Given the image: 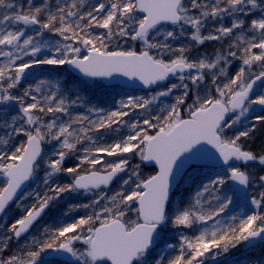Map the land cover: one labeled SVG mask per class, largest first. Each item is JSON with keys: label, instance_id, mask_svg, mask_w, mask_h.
<instances>
[{"label": "snow or ice", "instance_id": "obj_1", "mask_svg": "<svg viewBox=\"0 0 264 264\" xmlns=\"http://www.w3.org/2000/svg\"><path fill=\"white\" fill-rule=\"evenodd\" d=\"M0 10H7L0 16V25L23 26L14 30L0 27V57L5 58L0 63V104L19 105L12 123L5 121L11 129L8 138L0 140V177L4 178L0 186V214L5 213L21 187L33 178L43 142H59V149L53 152L58 158L47 161L50 171L46 173L45 185L58 173L72 177L71 183L49 187L48 192L54 195L36 193V203L10 225L8 231L12 235L6 241L28 233L50 203L62 194L83 190L95 195L89 204L72 206L91 208L92 214L55 229L44 240H35L26 255L0 258V264H42V253L48 250L69 253L77 264H150L149 254L169 223L191 228L215 220L233 203L229 193L235 189L225 187L229 181L245 188L250 185L249 174L236 162L259 160L264 164V154L257 156L242 141V138L251 139L255 125L234 130L244 122L242 118L254 111V106L264 109V92L254 93L257 82L264 85V0H98L90 7H86L84 0H64L54 11L31 3L25 10L10 0H0ZM254 10L257 18L246 23L242 17L253 14ZM225 16L234 17L231 26L221 25L215 29L216 34H203L209 19ZM166 25L178 27L179 32L175 27L165 30ZM30 26H39L40 30L26 36ZM95 28L106 31L96 35ZM188 28L192 30L190 39L197 44L234 37L229 48L236 50L218 54L214 60L207 57L190 60L186 56L190 51L188 46L175 48L170 42L179 39ZM43 30L59 35L64 42L41 44L37 37H43ZM121 41L140 42L143 46L137 50L133 43L123 48ZM44 48L50 54L41 57ZM166 56L170 58L165 59ZM24 57L29 59L25 61ZM229 58L241 61L232 76H228L226 68L231 64ZM64 65L90 78L124 76L152 86L179 74L180 83H173L147 99L129 96L119 102L117 110L90 109L96 119L86 115L72 117L69 107L76 101L58 96L60 85L55 84L53 90L49 80H39L34 87L25 89L23 95L12 93L30 69ZM254 67L261 70L253 72ZM206 73L211 74L217 95L199 94ZM220 76L228 78L217 84ZM185 80L197 89L191 104H186L191 89ZM175 89H183L182 95L176 97L175 103L161 108L160 114L143 118L142 122L124 120L137 109L150 112L151 105ZM38 113H62L69 119L59 124L55 119L45 123ZM255 119L264 122V114ZM124 124L130 129L129 134L113 143L99 145L102 137L93 135L101 130L118 133L119 127L113 126ZM230 130H234L231 135ZM19 135L26 139L14 146V150L9 149L11 139ZM77 145L84 147L78 149ZM80 151L83 155H76ZM70 154L76 155L79 162L65 167ZM203 160L222 161L228 166L225 174L209 177L196 192L194 203L173 211L170 193L174 177L186 174V168L195 171ZM149 166L153 167V174L145 175L143 168ZM121 174H126V178ZM118 178L119 189L109 195L104 189ZM258 179L264 184V175ZM251 203L258 209L264 208V191L258 199L252 198ZM232 219L238 222L205 229L193 239L182 236L178 255L169 259L161 255L151 264H205L206 256L219 254L214 249L226 253L240 243L264 239V212ZM216 224L219 225L218 220ZM7 247L8 243H4L0 251Z\"/></svg>", "mask_w": 264, "mask_h": 264}, {"label": "trees", "instance_id": "obj_2", "mask_svg": "<svg viewBox=\"0 0 264 264\" xmlns=\"http://www.w3.org/2000/svg\"><path fill=\"white\" fill-rule=\"evenodd\" d=\"M10 2L14 3L17 7L23 6V8L25 10L28 9L29 4L31 3L32 6L51 7V10L54 11L57 5H61L64 3V0H10ZM97 2H98V0H84L86 7H90L92 4H95ZM99 2H106V0H99ZM0 11H1V13H3V11H7V10H0ZM0 16H2V14ZM42 18H44L43 14H42ZM39 30H40L39 26H34L32 32H31V35H35L36 32ZM43 31H44L43 37H37V39L39 40V42L41 44H43L45 42H47V43H56V42L63 43L64 42L59 35L52 33V32H48L47 30H43ZM93 31H94V34H96V35H102V34H104V32L106 30L100 29V28H95ZM133 43H135V42L129 41L128 43H123V41H121V46L123 48H128ZM216 44L217 43L215 42L214 45L216 46ZM135 46H136L137 50H139V46L136 43H135ZM115 47H116V45H115V43H113L112 48L115 49ZM49 54H50L49 50L47 48H44L40 55H41V57H43L44 55H49ZM238 56H239V53H238ZM28 59H29V57L24 58L25 61H27ZM234 62L236 64V63L240 62V60L234 58ZM259 70H261V69L260 68L257 69V71H259ZM33 78H42V79L51 81L52 86H53V90H55L54 85L58 83L60 85V90H59L58 96L65 98L66 101H76L75 104H72L69 107V113L72 117H75L77 115H86V116H89L91 119H96L95 113L91 112L90 109L102 108L105 110V112L113 111L114 108L112 109V105H114V104L109 103L110 101H112V99L109 98L110 96L103 94V96L99 95L100 96L99 97L96 93V92H99V90L101 92L102 88H106V89L111 88V89H116V90L118 89L120 91L118 93L119 95L120 94H123V95L141 94L140 92H136V91H126V90H124L120 87H116V86L115 87H106L99 80H93V81L80 80V79L76 78L74 75H72L66 69L65 65L64 66H42V67H40L39 69L36 70V72L32 73V75H30L29 77H27L26 79L25 78L22 79L20 84L17 86V88L12 90V93L14 95H23V92L26 88H28L29 86L34 87L35 84L38 82V80H35V79L33 81H31V79H33ZM173 83H176V82H173ZM5 87H6V83H5ZM47 87L48 86H46L45 94H47ZM106 92H107V90H106ZM180 95H182V92L178 96H180ZM209 95H214V94L210 93ZM26 102H30V101L27 100V98H26ZM174 102H175V100H174ZM114 103H115V101H114ZM155 108L157 110V114H160L159 113L160 108L159 107H155ZM139 111H140V109H137L135 112L130 113V115L128 117H124V120L128 121L129 123H133L136 120H140L142 122V119L147 118V116H142L141 115L142 113H140ZM18 113H19V105L16 102H13V104H9V106H6V107L2 106L0 108V140L7 139L8 134L11 132V129L5 124L6 118L11 119L13 116L17 115ZM38 114L42 117V120L45 123L49 122V118L52 115V114H47V113H38ZM259 114L260 115L264 114V110ZM144 115H147V113ZM150 115L152 116V113ZM64 117H66L67 120L69 119V116H67V115H64ZM11 123L12 122H10L9 124H11ZM263 123L264 122H260V124H261L260 127L258 125L257 129L250 133L251 139H248V142H250V144H247V146H246V147H248L247 149H251L252 151H254V153L257 154V156L264 154V125H263ZM113 127H119V132L117 133V132H112V131L101 130V132L93 134V135L102 137V139H100L98 141L99 145H107V144L113 143V142L119 140L121 137L126 136L130 132V129L128 128L127 124L120 125V126L114 125ZM238 130H243V129H240V127H239ZM25 139H26V137H24L23 135L15 136L13 139H11L8 148L13 150L14 146H17L20 142L24 141ZM43 145H44V150L46 148H48V150H52V152H54L57 149H59V142H57V141H52L51 143H48L47 141H45V142H43ZM0 147H2V146H0ZM83 147H84V145H77L78 149H82ZM76 155H83V152L80 151ZM76 155L70 154L69 157H66L69 161L70 160L75 161V162L71 163L74 166L76 164H78V162H79L76 159ZM54 157H56V156H53V155L51 156V158H54ZM111 158H113V157H111ZM115 159H116V157L114 158V160ZM137 160H138V158H137ZM258 161L259 160H256V162H258ZM135 162L136 161H134V163ZM40 166H41V164L39 165V167ZM39 167H38V169H39ZM223 170H224V168H212L209 170L207 168L201 169L196 174L197 177L195 178V180L192 181L190 184H187L186 186H184L181 200L178 203V208H184V207L190 206V205L185 206L184 201H191L190 204L194 203L195 193L198 190H200L202 183H207L209 177H215L217 174L224 175L225 171H223ZM153 171L154 170L152 167H147V168L143 169V172L145 173V175L152 174ZM3 179H4L3 177H0V186H2ZM33 184H34V182H32L29 191L34 186ZM53 184H54L53 182H49L48 185H45V183L43 182L41 184V187L37 188L36 192L39 193L40 196H44L45 194L49 193L48 188L53 187ZM225 187H232V186L229 182V185H226ZM255 189L257 190V192L254 191V193L252 195H253V197L258 199L259 193H260V191H264V187L258 186ZM234 193H235V191L230 192L229 194L234 196ZM250 193H252V189H250ZM31 201H36V197L32 198ZM63 211H64L63 207L59 208L57 213L53 214V216L49 220L45 221L44 224L39 226L38 240L46 239L47 236L50 235L52 231L61 227L64 224L65 219H66V215L68 213L66 214ZM241 211H242V208L240 206L237 207L236 201L233 199L232 205H230L229 208L224 213H222L219 217H216L215 220L208 221L209 223H211V225L205 226L208 222L206 224H200V223L195 224V227H197L199 225H201L202 227H204V226L205 227L201 231L197 230L194 233H192L191 236H189V238L190 239L195 238L205 229L211 230L214 227H227L228 225H232L231 224L232 222H234V223L238 222V221H233L232 217H237V218L244 217V215H242ZM217 220L219 221V225L216 224ZM169 224H170V227L173 226L171 223H169ZM45 229H48L49 232L45 233ZM7 234L11 235V233H7ZM178 234H180V233H176L174 235L177 238V240H179V242L181 243L182 235H178ZM185 236H187V235H185ZM241 245H243V244L240 243L236 247H238V249H240L239 246H241ZM177 247H179V244H177ZM236 247L230 248V249H237ZM0 248H2L1 245H0ZM7 250H12L14 252V254H18L17 253L18 252L17 247L15 245H13V243L11 244V242L8 245ZM15 251H17V252H15ZM214 251H220V250L214 249L213 252ZM234 252H235V250H233V254H234ZM178 254H179V251L175 250V251H170L169 253H166L164 256L166 257V259H169V258H172V257L178 255ZM209 256H210V254L204 258L205 263H207V261L209 260ZM157 257L158 256L156 253L151 255L152 259H154V258L156 259ZM152 259L150 261V264L153 261ZM249 260H250L249 258L237 259V257L231 258V257L226 256L218 264H249ZM254 261L258 262L259 264H264V254H259L258 256H256V259Z\"/></svg>", "mask_w": 264, "mask_h": 264}, {"label": "rangeland", "instance_id": "obj_3", "mask_svg": "<svg viewBox=\"0 0 264 264\" xmlns=\"http://www.w3.org/2000/svg\"><path fill=\"white\" fill-rule=\"evenodd\" d=\"M1 14L2 13L0 11V15ZM242 18L246 19V23L250 22L251 19L257 18L256 10H254L253 14H251V15H249L247 17H242ZM233 19H234V17H229V16H225L223 19H216V20L209 19V21L207 22L205 28L202 30L203 34L207 35L210 32L213 33V34H216L215 33V29L219 28L221 25L226 26V27L227 26H231V22H232ZM0 27H4V28H7V29H13L14 30V29H16L18 27H23V26L22 25H0ZM33 27L34 26H30L27 29L26 36L27 35H31ZM174 27L176 28V31L179 32V28L176 27V26L166 25L165 26V30H172ZM191 31L192 30L190 28H188L187 32L184 35H182L179 39H177L175 41H170L173 44V47H175V48H179V47H182V46H188L190 48V51H188L186 53V56L190 60H197V59L204 58V57H207L210 60H214L215 57L218 54L226 55L229 50H236L235 48H232V49L229 48V45L232 43L234 37H232V38H223V39H221L219 41H205L203 44H197V43L193 42L190 39L189 33ZM158 39H163V38L162 37H158ZM215 42L217 43L216 46L214 45ZM135 43L139 46V49L142 48L143 45L140 42H135ZM153 52H155V50H153ZM238 53H237V55H238ZM169 58L170 57H168V56L165 57V59H169ZM229 59L231 60V64L230 65H226V68H227L228 76H232V75L235 74V71L238 69L239 66H241V64L239 62L235 64L234 58H229ZM3 62H5V58L0 57V63H3ZM17 63H19V61ZM221 64L224 65V61H221ZM40 67H42V66H38V67H34V68L30 69L28 71V73L26 74V78L29 77L30 75H32V73L36 72V70L39 69ZM257 69H259V68L258 67H254L252 71L253 72H258ZM193 74H194V72H193ZM184 75L187 76L188 73H186ZM178 77H176L175 79H173L170 82H168L167 85L158 86L155 90H153V91H151L149 93H146V94L143 93V92H140L141 94H136V95H134V94H130V95L120 94L122 96L121 97L118 94L120 92L118 89L116 90V89H111V88H109V89L102 88L101 92L99 90V92H96V93H97L98 96L99 95L103 96V94H105L107 96H110L109 98L112 99V101L109 100L110 101L109 103L110 104H114V105H112V109L114 108V110H117V109H119V102L121 100H127V98L129 96L144 97L146 99L150 98L153 95H156L158 92L166 90L168 87L171 86V84H173V82H176L177 84L180 83ZM227 78L228 77H226V76H220L217 79L216 83L217 84H222V83L226 82ZM34 79L39 81L42 78H33V79H31V81H33ZM185 83H188L189 84V88L191 89V91L189 92L190 94H189V97H188V99L186 101V104H191L193 102L194 98H195L197 89H196V86L192 85L190 81L185 80ZM262 86L264 88V85H260V87L257 90L258 92L256 94H260L261 92H263ZM45 90H46V87H45ZM106 90H107V92H106ZM181 92L183 93V89H175V90H173V93L171 95H169L167 97H160L158 99V101H156L153 105H151L150 106V109H151L150 112H145L142 109H140L139 112L142 113L141 114L142 116H147V118H150L151 117V115H150L151 113H152V115H156L157 114V110H156L155 107H159L161 109V108L165 107L166 105H171V104L175 103L174 102L175 98ZM210 93L214 94V95H217V93L215 91V85L212 83V76H211V74H207L206 73L205 80L200 83L199 94L203 97L206 94L209 95ZM113 100L115 101V103H114ZM9 104H13V102H8L6 104H0V108L2 106H5V107L9 106ZM263 110L264 109H261L259 106H254V111L250 112L246 119L242 118L244 120V122L242 124H240V125L235 126L234 130H238L239 127H240V129L242 128L244 130L246 127H251V126L255 125V128H254V131H255L257 129L258 125H259V127L261 125L260 122L256 121L255 117L257 115H260L259 113H261ZM182 112H183L184 115H186V109L184 108V106H182ZM146 113H147V115H144ZM53 119H55L58 124L60 122H66L67 121V118L64 117V114H62V113L52 114L51 117L49 118V122H51ZM6 121H7V124H9L10 122H12V119L6 118ZM263 125H264V123H263ZM234 130H230L228 134L231 135L232 131H234ZM42 131H43V129H42ZM242 140L246 143V141H248V138H242ZM52 155H53L52 150H48V148H46L44 150L43 155H42V157H41V159L39 161V165L41 164V166L40 167L38 166L39 169L37 168V171L34 174V178H33V182H34V184H33L34 186L33 187L34 188L32 187L33 189L31 188V190L28 191L26 193V195L22 197V200L17 201L15 203V205L7 212V214L0 220V245H1V247H3L4 243H8V245H9L10 242H11V244L13 243V245H15L17 247V251L18 252L17 251H15V252H17L18 255H21V254L26 255V251L29 250V249H32L34 247V241L38 240L39 228L36 230V233H34L31 237H29L28 239L26 238L24 240L18 241V242H16L15 238H13L12 241H6L5 237H7L8 235L10 236V234H7V233H10L8 231V229L10 228V225L12 223H14L16 219L22 218V216L25 214V210L36 203V201H30V199L32 200V198L36 197L35 194L37 193L36 192L37 188L41 187V184L45 180L46 173L48 171H50V169L48 168L47 161L51 158ZM56 158H58V157H54V158H51V159H56ZM114 158L115 157H113V158L105 157L106 160H114ZM65 161L68 162L69 160L66 158ZM236 164H237V162H236ZM241 168H242V170H245L250 176V183H251L250 186H251V189H252V193L249 192L246 196H238V194L235 192L234 196H232L233 199L236 202H241V204H242V211L241 212H242V215H244V216L252 214L253 212H264V208H259L258 209V208H256L255 205H253L251 203L252 198H254L252 194L254 193V191L257 192V190L255 188H257L258 186L264 187V184H262L259 181V179H258L260 176L264 175V164H261L258 161V162H255L252 165L243 166ZM226 169H227V167L224 168L223 171H225ZM195 174H196L195 172H193V173L190 172L189 173V176H187L186 180H185V184L186 185L189 184V182H192V181L195 180L193 178ZM29 193H31L32 195H29ZM195 195H196V193H195ZM175 204H176L175 207H177V201L175 202ZM175 210H176V208H175ZM208 225H211V223L208 222L205 226H208ZM204 227L199 225V226L195 227V231H197V230L201 231ZM11 235H12V233H11ZM178 235H182L183 236V234H181V233L178 234ZM244 243L245 242H243L242 244H244ZM77 247L79 248L80 245H78ZM240 247L241 246H239V248ZM238 251L239 252L237 254H235V253L233 254V251H231L230 249L226 253L222 252V251H214V252H219V254L216 255V256H212L210 254L209 260L205 264H210V261L212 259L225 258L226 256L231 257V258L237 257V259L249 258L250 259L249 260V264H259L258 262H255L254 260L256 259V256H258L259 254H264V241H262L260 243H257L252 248H249L247 250H243L242 253H240V250H238ZM155 253H156V250L154 249V251L151 254H149V261H151V259H152L151 255L155 254ZM13 254H14V252L12 250H7V248H4L2 251H0V258L7 259ZM160 256H158L156 259H158ZM152 260H154V259H152ZM42 264H56V263H54L52 261H50V262L46 261V262H42Z\"/></svg>", "mask_w": 264, "mask_h": 264}, {"label": "flooded vegetation", "instance_id": "obj_4", "mask_svg": "<svg viewBox=\"0 0 264 264\" xmlns=\"http://www.w3.org/2000/svg\"><path fill=\"white\" fill-rule=\"evenodd\" d=\"M239 63L241 64V61ZM260 85H262V84L259 83V85L256 87L254 93L258 92L257 90L260 87ZM262 88H263V86H262ZM263 92H264V88H263ZM243 143H244L245 148L247 149L248 147H246V146H247V144H250V142L246 141V143H245L243 141ZM249 150H251V149H249ZM72 162H75V161H73V160H70L68 162L65 161V167L74 166V165L71 164ZM255 162L256 161H253V162H250L248 164H240L239 162H237V164L240 165L241 167H243V166L252 165ZM149 167H152V166H149ZM203 168H207L208 170L212 169L211 167L197 166L195 171H190V170L187 171L185 176L182 178L180 184L175 188V190L173 191V193L171 195V203H172L173 211H175V208H178V203L181 200L184 186H186V184H185L186 177L189 176L190 172H192V173L195 172L197 174ZM196 174L193 177L194 179L196 177ZM121 177H125L126 178V174H121ZM32 182H33V180H32ZM49 182H53L54 183L53 187L56 184L64 185V184L71 183L72 182V177H71L70 174H67V173H58L55 176L51 177ZM229 182L232 185L231 181H229ZM190 183L191 182H189V184ZM119 186H120V178H118L116 181H114L113 184L110 185L108 189H104V190L108 191V194L111 195V194H113L115 191H117L119 189ZM232 188L234 189V187H232ZM29 189L30 188L26 189L21 194V196H19V198L16 200V202L22 200V197L26 195V193L29 191ZM249 189H251L250 185L248 186L247 192L245 194H242V193L238 192L236 189H235V192L238 194V196H246L250 192ZM47 195H54V194L49 192V193H47ZM94 199H95V195L94 194L85 193V192H83V190H81L80 192H76V193H64V194H62L59 198L53 200L50 203L49 207L47 209H45V212L42 214V217L40 218V220L37 223H35V225L33 226L32 230L27 235H25L24 237L19 238V239L15 238L16 242L24 240L26 238L28 239L29 237H31L34 233H36V230L39 228L40 225L44 224L45 221L49 220L53 216V214L58 212L59 208L63 207V210H64L63 212L66 213V214L68 213L66 215L65 222H64V224L62 226H65L66 224H69V223H74L77 220H79L80 218H82V217H84L86 215L92 214V209L91 208L84 209V208L77 207V208L74 209L72 206L73 205L79 206L81 204H89ZM176 201H177V207H175L176 206V204H175ZM184 202L183 203L185 204V206L190 205V203H191V201H184ZM101 203H103V201ZM236 204H237V207L240 206L242 208L241 202H236ZM231 224H234V222H232ZM194 232H195V225H193L191 228H186V227H183V226H181V227L171 226L170 227V224H168V226L165 229V231L163 233H161V240L158 242L157 246L154 248L156 250L157 256L165 255L166 253H169L170 251H175V250L179 251V247H177V244L180 245V242H179V240H177V238L175 237L174 234L181 233L184 236L187 235V237H189ZM168 244L176 245V247L175 248H168L167 247ZM78 245L79 244H77L76 247ZM236 248L237 249H230V250L231 251L235 250V252H234L235 254H237L239 252L238 250H240V253H242L243 250H244L243 245H241L240 249H238V247H236ZM154 249L151 252H153ZM48 251H50V250H48ZM48 251H46L45 253H42V257H41L42 262H46V261L50 262V261H52V262H54L56 264H77V260L76 259H75V261L73 263H69V262H67V261H65L63 259H59V258H44L45 254ZM220 259L222 260L223 258H220ZM221 260H220V262H221Z\"/></svg>", "mask_w": 264, "mask_h": 264}, {"label": "water", "instance_id": "obj_5", "mask_svg": "<svg viewBox=\"0 0 264 264\" xmlns=\"http://www.w3.org/2000/svg\"><path fill=\"white\" fill-rule=\"evenodd\" d=\"M66 68L72 72L76 77H79L83 80H94V79H99L104 85L106 86H120V87H123L127 90H134V91H150V90H153L156 88L157 85H160V84H167L169 81L175 79L179 74H177L176 76H170L169 79L167 81H164V82H161L157 85H152V86H145L143 85L140 81L138 80H131L130 78H127V77H124V76H114V77H111V78H90V77H84L81 73H79L77 70L73 69L71 66L69 65H66ZM187 73V72H186ZM185 74V73H184ZM260 82H257V85L254 86V91L256 89V87L259 85ZM210 147V146H209ZM41 148H42V152H43V145H41ZM215 151V150H213ZM42 152H41V155H42ZM218 155V154H217ZM253 162V161H251ZM240 164H245L243 162H239ZM250 163V162H248ZM246 163V164H248ZM197 166H208V167H221V166H227V165H223L222 161L220 163H216L215 161H212V160H203V161H200L198 162ZM190 167V166H189ZM189 169H185V173L188 171ZM185 174H181L179 176H176L174 177L173 179V182H172V188H171V193H170V196L172 195L173 191L175 190V188L179 185V183L181 182L183 176ZM31 183V179L29 181H27L22 187L21 189L18 191L17 193V197L14 198V200L12 202L9 203L8 207L6 208L5 212L7 211V209L14 203V201L21 195V193L26 190V188L30 185ZM232 186L240 193L242 194H245L247 192V189L248 187H244V186H241V185H238L237 183L235 182H232ZM5 213L3 214H0V218L4 215ZM43 214V213H42ZM42 217V215H41ZM39 217L37 219V221L34 222L33 226L35 225V223H37L40 218ZM33 226L30 228L29 232L32 230ZM28 232V233H29ZM28 233L26 234H23L20 238L24 237L25 235H27ZM260 241H264V239H261V238H256L255 240H252L250 242L246 241L245 242V245H244V249H248L254 245H256L257 243H259ZM44 258H59V259H63L69 263H73L75 261V257L71 256V254L69 253H66V252H63V251H54V250H50L48 251ZM220 261V259H214L211 264H216Z\"/></svg>", "mask_w": 264, "mask_h": 264}, {"label": "bare ground", "instance_id": "obj_6", "mask_svg": "<svg viewBox=\"0 0 264 264\" xmlns=\"http://www.w3.org/2000/svg\"><path fill=\"white\" fill-rule=\"evenodd\" d=\"M245 245V243L243 244V246Z\"/></svg>", "mask_w": 264, "mask_h": 264}]
</instances>
